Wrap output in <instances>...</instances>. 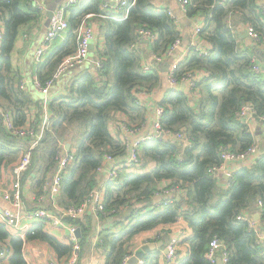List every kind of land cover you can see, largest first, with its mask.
Wrapping results in <instances>:
<instances>
[{
    "label": "trees",
    "instance_id": "16d2710c",
    "mask_svg": "<svg viewBox=\"0 0 264 264\" xmlns=\"http://www.w3.org/2000/svg\"><path fill=\"white\" fill-rule=\"evenodd\" d=\"M134 2L127 18L106 21L105 47L100 50L104 66L98 71L100 76L89 70L81 72L69 83L65 95L50 102L51 125L40 146L33 151L26 174L44 171L35 181L36 188L41 187L59 160V141L68 137L70 128L76 130L79 141L73 145V161L63 181L60 198L63 206L80 205L98 188L96 170L105 154L116 160L122 157L124 146L111 135L109 128L113 113L120 112L137 123L144 113L137 101L138 93L152 91L160 83L159 72L144 71L140 48H131L138 41V29L157 32L152 51L161 56L167 55L180 38L175 18L167 9L156 8L153 0ZM191 2L187 14L205 15L200 34L211 44V49L207 55L193 52L187 62L178 65L175 76L180 80L194 70H204L208 76L195 87L200 90L197 101H189L185 89L179 88L169 90L160 102L165 108L163 128L171 133L185 130L190 145L183 146L168 136L146 141L140 151L142 170L151 162L156 167L143 173L122 171L116 180L107 183L106 208L109 217L115 218L117 229L101 238L100 243L110 245L105 264H125L126 257L136 250L135 240L142 232L162 227L149 242L168 243L181 220L192 233L175 237L173 264H216L209 257V246L215 237L223 243L222 255H228L231 264H264V239L241 218L258 211L264 227V141H258L250 130L251 121L246 123L239 116L242 107L251 103L256 110L254 118L264 125L259 117L264 115V73L252 68L251 56L257 50L242 47L230 27V18L239 15L259 33L264 43V14L258 0ZM0 13L5 27L0 47V98L15 107L11 113L15 122L23 125L26 118L23 108L29 107L31 99L18 85L20 75L13 67L12 53L20 30L27 27L32 31L42 26L45 12L33 0H0ZM66 14L70 20L68 38L38 64L36 74L43 84L52 77L63 58L76 51L75 32L82 20L90 14L107 13L101 0H78L66 8ZM256 142L263 151L256 162L236 169L229 187L219 185V179L210 169L223 163L222 149L226 147L239 153ZM16 144L17 138L1 127L0 176L3 165L19 157L20 151L11 148ZM165 180L172 181L167 190L177 188L178 195L170 203L151 205L155 193L161 191L159 183ZM127 210L130 215H123ZM80 225L84 243L87 230L81 222ZM35 229L25 238H11L0 223V246L13 251L10 264H26L24 248L27 241L34 239L48 242L66 264L72 245L62 243L41 225ZM145 264L168 263L161 250H154L146 255Z\"/></svg>",
    "mask_w": 264,
    "mask_h": 264
},
{
    "label": "built area",
    "instance_id": "2783aa9c",
    "mask_svg": "<svg viewBox=\"0 0 264 264\" xmlns=\"http://www.w3.org/2000/svg\"><path fill=\"white\" fill-rule=\"evenodd\" d=\"M78 0H69L68 3L60 8H58L47 28L45 39L36 53V59L41 62L47 55L48 51L52 47L53 42L62 37L70 29V20L66 14V8L69 5L77 3ZM184 11L187 12L188 6L192 3L191 0H178ZM34 4L39 8L43 9L42 0H33ZM134 0H113L112 7L109 3H104L105 8H112L115 11L124 12L122 17H118L114 14L104 15L110 19H121L127 18L129 13V8L134 5ZM260 9L264 11V3L259 4ZM103 7V8H104ZM168 13L174 18L173 12L168 8ZM88 16V15H87ZM204 28V27H203ZM202 26H198L197 32L203 29ZM5 32L4 22L2 14L0 13V47L2 44L3 36ZM247 34L254 40L255 43H262L259 33L251 26H246ZM77 35V48L76 51L66 57L58 65L56 71L44 84L36 76L32 80L34 87L41 92L43 95L47 96L51 87L61 79L67 72L82 65L86 60L90 59L91 42L95 37L94 29L91 25L87 24L86 17L82 20L78 28L76 29ZM157 32L146 28L138 29V36L136 42L131 45V48L137 49L139 46V41L142 39H147L152 43L157 38ZM178 44V40L172 46L166 57L172 53ZM200 54L207 55L208 51H198ZM161 55L155 54L154 63H146L143 65V69L146 72H151L157 68L159 63H162L164 58ZM252 58V68L255 72L259 73L263 71L264 67L258 62L257 58L251 56ZM94 65L100 69L104 66V58L102 56H97L94 59ZM178 66L173 64L168 71V82L172 89H178L180 84H184L190 93L196 90V85L199 80L192 74L189 73L187 76H183L180 80L176 78V71ZM29 82L25 79L21 82V88L26 89ZM50 102L49 99L42 101V109L44 112L42 127L37 128L35 123L32 121L24 123L23 125H18L15 122L14 116L9 112H2L0 114V128L5 127V129L13 137L27 142V145L22 149L18 163L14 166L15 181L9 187L0 186V199L7 202V207L0 208V223L5 228H10L14 230L25 229L24 221L29 220L36 223L35 225L28 226L26 228L28 232L35 231L37 225L48 228V226H53L56 228H61L66 234L69 244L72 245L71 255L66 262V264H78L81 259L82 244L80 236L78 235L79 229H81L79 220L85 215L87 208L93 209L94 213L98 216H110V212L106 208V189L107 183L116 180L122 171H138L142 169V159L140 152V145L146 141H152L158 137L168 136L179 142L190 141L189 137L184 132L185 130L169 132L165 130L162 126V118L165 113L164 106L158 104L154 108V129L155 132L147 133L144 137L138 138L134 141L133 151L126 157L123 161H117L113 156L105 154L101 166L96 170L97 176L99 178L98 188H95L89 196L80 205H70L61 206L59 203V198L63 189V181L66 177L68 166L73 161V151L66 148V144L63 141H59L60 154L59 160L45 183L42 185L45 192L42 193L40 197L37 195L32 196L33 200H45L50 201L47 204H42L37 208L27 209L24 202V193L22 185V177L27 172L31 166L33 151L38 148L43 140L45 131L50 128L52 115L48 112ZM256 110L251 103L245 104L239 116L244 119L246 123H250L255 119ZM260 120L264 123V115L259 116ZM260 122V121H259ZM123 128L127 135L135 134L139 132V128L136 126H129L128 124L123 125ZM139 129V130H138ZM120 143L124 148H130V141L128 138H124ZM190 144V142H189ZM261 151L259 145L254 143L247 150L243 152H234L229 148L224 147L222 149V159L223 163L220 166L210 169V172L214 177L220 179L222 175L227 173V165L232 163L235 166L251 165L256 162L257 158L260 156ZM177 188H171L168 190L170 198L165 200L164 203H170L174 196L177 195ZM259 204H262L259 201ZM241 218L247 221L251 229L256 228L254 219L249 214H244ZM27 232V233H28ZM20 234V238H25L26 234ZM101 237V236H100ZM100 237L97 238V242ZM175 237L172 238L167 244L166 249L168 251L166 255V260L168 264H173L175 262L176 251L174 247ZM223 243L218 239H212L209 246V257L214 262L217 256L220 254L223 260V264H231L229 262L228 255H222ZM128 256L125 259V263L132 257ZM10 257V251L6 247L0 246V259H8ZM137 264H145L143 259H140Z\"/></svg>",
    "mask_w": 264,
    "mask_h": 264
},
{
    "label": "crops",
    "instance_id": "0c3cea01",
    "mask_svg": "<svg viewBox=\"0 0 264 264\" xmlns=\"http://www.w3.org/2000/svg\"><path fill=\"white\" fill-rule=\"evenodd\" d=\"M54 1V0H53ZM102 1V7L104 3H109V5L112 7L113 0H101ZM227 1V0H224ZM264 3V0H258V4ZM68 3V2H67ZM66 3V4H67ZM64 4V5H66ZM63 5V6H64ZM153 5L156 8H165L170 9L175 18V22L179 28L180 31V38L178 40V44L175 47V49L172 51L171 54H169L167 57L164 55L163 62L159 63L157 68H155L153 71H157L161 75L160 83L149 92H139L137 95V101L138 104L143 108L144 113L142 119H138L137 123H132L128 117L123 115L120 112H114L113 117L109 122V128L111 135L120 141H123L124 138H128L130 141V148L125 149L122 154V157L120 160L117 161H123L126 159V157L133 151L134 148V141L138 138L144 137L147 133L155 132L153 123H154V108L156 105L160 104L161 100L167 95L168 91L172 88L169 85L168 82V71L170 70L171 66L173 64H176L177 66L180 64H183L187 62V60L191 57L193 52H198L200 50L202 51H209L211 49V44L200 34V32H197L198 26H202V28L205 26V15L203 13H199L193 17L188 16L187 12L184 11L181 3L178 0H153ZM62 7V6H61ZM105 8L107 14H101V15H95L90 14L86 16V22L87 24L91 25L94 29L95 37L91 42V50L94 51V56H90V59L93 62V67H84L82 65L77 66L76 68L70 70L67 72L61 79H59L55 83L54 89H51L47 96L43 100H39L37 97L36 91L33 89L34 85L31 83L32 80L37 76L36 72L38 70V64L39 61L36 59L33 60V57L28 58V55L30 53V50L33 45V38L38 35V29L35 28L34 30H29L27 27H23L20 32L18 39L15 44L14 51L12 53L13 58V67L18 71L20 77L18 79V85L21 90L27 91V93L30 96L31 103L29 107L23 108V111L25 112L26 118L25 122L35 123V126L37 128L42 127L43 124V118H44V112L42 109V101L45 99H49V102H53L54 100L60 98L61 96L65 95L67 93V89L69 87V83L76 78L81 72L85 70H89L94 74H98L99 69L94 65V59L97 56H100V50H102L105 47V39L103 36V29L106 27V21L107 18L104 15L114 14L118 17H120L121 11H115L112 8ZM260 7V6H259ZM44 14H46L47 7L46 5H43ZM263 11V10H262ZM264 14V11H263ZM230 27L234 29L235 34L238 36V42L242 45V47H249L253 50H257L256 55L254 57L257 58L258 62L261 63V65L264 67V57L261 55V52L264 53V43H261V46L257 45V43L254 42V40L247 34L246 32V26L248 24H245V22L240 19L239 15H233L231 18ZM45 22V19H44ZM44 22L42 25H44ZM234 25V26H233ZM201 31V30H200ZM70 34V29L60 38L56 39L48 53L47 56L50 54V52L61 42L66 40ZM247 34V35H246ZM147 39H142L138 50L140 48V56L142 60V65L146 63H154L155 59V53L152 51V43L149 41H145ZM27 73L31 74L32 78H27ZM199 81H201L203 78L208 76V73L204 70H194L192 73ZM97 76H100L99 74ZM26 80L29 82V85L26 89L21 88V82L23 80ZM35 88V87H34ZM179 88L181 90L186 91L187 96L189 98V101L194 102L199 99L200 96V90L196 89L193 92H189L187 87L184 86V84H180ZM178 88V89H179ZM36 89V88H35ZM15 109L10 104H7L5 101H3L0 98V114L2 112H9L11 110ZM12 112V111H11ZM48 112L52 115L50 108H48ZM128 124L131 126H136L139 129V132L131 135H127L125 132L123 125ZM252 132L255 133L258 141H264V125H262L257 119H253L251 121V129ZM75 133V134H73ZM79 135L77 131L73 129H69L68 137H66L64 140H62L66 147L68 144H70L69 149L70 151H75V146L78 143ZM190 142V141H189ZM186 143L185 141L182 143L183 146L190 145ZM144 143V142H143ZM142 143V144H143ZM259 145L260 143L256 142ZM142 144L140 145V151L142 149ZM27 145V142L22 141L20 139H17V144L11 147L12 149L17 148L20 151ZM261 153L263 151L260 148ZM19 154V157H20ZM19 157L11 163H6L3 165L1 176H0V186L3 187H9L14 181H15V173H14V166L18 163ZM43 165H46L45 162L42 163ZM156 167V164L151 162L146 166L145 169L136 170V171H130V172H138L143 173L144 171L150 172ZM239 166H235L232 163H229L227 165V173L222 175L219 179V185H221L224 188L229 187L230 180L233 178V175L235 173V170L238 169ZM44 171H37L33 170V172H30V174L27 176L23 175L22 177V185H23V193H24V202L27 207V209H33L41 206L42 204H47L50 201L45 200H33L32 196L37 195L40 197L44 191L43 186L36 188L35 181L39 180V177L43 174ZM49 172L47 175V178L49 179L50 174ZM43 176V175H42ZM225 178V179H224ZM100 183V182H99ZM172 183L171 180H165L159 183L160 192L155 193V196L153 197V201L151 202V205H158L164 202L165 200L170 198V195L168 194V188ZM42 188V189H41ZM166 190V191H164ZM178 195V193H177ZM61 198V196H60ZM59 198V203H60ZM61 206H63L60 203ZM8 203L0 199V208L7 207ZM65 207V206H64ZM259 214L260 217L258 219L255 218V216ZM123 215H130V211L127 210ZM251 217L254 219V222L256 224V228L258 230L259 237L261 239H264V227H261V213L255 212L251 214ZM129 220V219H128ZM127 221V220H126ZM84 224L87 232L86 234V241L82 244V257H81V263L80 264H105L107 259V251L110 248L109 244H106L104 242L100 243L103 238V234L107 233L108 231L114 232L117 229V222L114 217H105V216H98L94 213L93 209L90 207L87 208V211L85 215L79 220V223ZM24 228L21 230H14L10 228H6L7 232L10 234L11 238H20V234L27 233L28 226H31L32 224L35 225L36 223L31 222L29 220L24 221ZM81 226V225H80ZM162 227H158L156 229L142 232L139 234L135 240V243L137 245V248L141 247L142 245L146 243H159L163 241H157V242H149V239L156 236L157 233L160 231ZM261 228V229H260ZM188 227L184 221H180L179 226L175 229L174 237L176 238H182L185 236L190 235L192 232L187 230ZM45 230L51 234L52 236H55L57 239H59L64 244H69L67 234L61 229L56 228L53 226H48V228H45ZM83 236V232L81 230L80 239ZM101 236V237H100ZM100 237V242L97 238ZM167 244V243H166ZM166 244L163 242L162 247H157L156 250H161L163 254L165 255L166 250ZM136 248V250H137ZM10 251V257L8 259H0V264H10V259L13 255L12 249H9ZM135 250V251H136ZM135 251L133 255L135 254ZM24 256L26 259V264H64L65 259L63 257L59 256L58 253L55 251V249L46 241H42L39 239H34L26 242L25 248H24ZM217 258H221V255L219 254ZM145 261V258H143Z\"/></svg>",
    "mask_w": 264,
    "mask_h": 264
},
{
    "label": "rangeland",
    "instance_id": "374dc122",
    "mask_svg": "<svg viewBox=\"0 0 264 264\" xmlns=\"http://www.w3.org/2000/svg\"><path fill=\"white\" fill-rule=\"evenodd\" d=\"M68 1L69 0H54V1L53 0H42V4L46 5L48 10L54 9V11H55L58 8H60L61 6H63L64 4H66ZM47 25L44 24V25L39 27L38 35H36L32 40L33 45H32V48L30 50V53L28 55V58L33 57V60L35 59L36 53H37L39 47L41 46V44L43 43V41L45 39V35L47 32V28H48ZM90 56H92V57L94 56V51H92V50L90 51ZM82 66L89 67V68L93 67V62L91 59H88L82 64ZM27 78L31 79L32 78L31 74L27 73ZM54 87H55V84L51 87V89H54ZM33 89L36 91L37 97L39 98V100H43L45 98V96L41 92H39L34 87H33ZM73 134H75V133H73ZM39 165H40V163L37 165V167Z\"/></svg>",
    "mask_w": 264,
    "mask_h": 264
},
{
    "label": "water",
    "instance_id": "95a60500",
    "mask_svg": "<svg viewBox=\"0 0 264 264\" xmlns=\"http://www.w3.org/2000/svg\"><path fill=\"white\" fill-rule=\"evenodd\" d=\"M55 11H54V9L53 10L52 9H49V10L47 9L46 14H45V22H44L45 25L48 24L47 27L49 26L50 20H51V18H52V16H53ZM145 41L147 42L148 40H145ZM261 55L264 57V53L263 52H261ZM69 146H70V144H68V146L66 147L68 150H69ZM259 217H260L259 214H257L255 216L256 219H258ZM78 235L79 236L81 235V229H79ZM162 246H163V242H159L157 244L156 243H146V244L142 245L141 247H139L135 251V254L125 264H137V262L140 259L145 258L148 253H150L151 251L156 250L157 247L160 248ZM167 253H168V251L166 249L165 250V254H167ZM216 264H223L222 258H217L216 259Z\"/></svg>",
    "mask_w": 264,
    "mask_h": 264
}]
</instances>
